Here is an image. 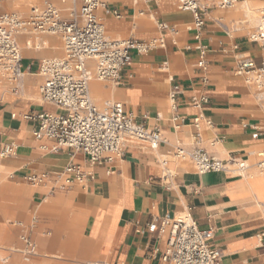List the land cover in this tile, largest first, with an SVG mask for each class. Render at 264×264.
Returning a JSON list of instances; mask_svg holds the SVG:
<instances>
[{"label": "crops", "instance_id": "1", "mask_svg": "<svg viewBox=\"0 0 264 264\" xmlns=\"http://www.w3.org/2000/svg\"><path fill=\"white\" fill-rule=\"evenodd\" d=\"M103 1L121 15L97 12L108 39H163L164 45L147 54L133 51L119 85L90 81L91 99L99 109L121 103L136 123L158 129L164 141L153 149L124 137L122 157L112 165H91L82 153L55 151L56 141L36 138L39 123L26 115L67 114L40 93L46 81L41 64L65 57L64 43L59 35L18 33L23 77L0 83V153L6 145L17 146L15 155H0V264H167L169 233L148 231L166 215H190L200 227L212 228L223 264H264V173L258 167L264 134L253 138L264 128V95L238 74L244 60L256 67L264 63V44L251 39L258 28L249 36L252 29L236 23L234 11L222 12L228 9L219 8V0H202L209 11L197 39L193 14L177 0ZM49 2L69 19L83 0ZM43 6L44 0H2L0 14L26 19L33 7ZM202 46L208 48L204 58ZM87 67L94 72L96 62ZM175 85L176 110L170 97ZM194 97H207L208 103L195 107ZM177 147L220 160L234 157L249 169L242 175L235 167L200 174L190 158L176 156ZM70 165L94 179L67 185ZM34 175H44L42 183L29 182Z\"/></svg>", "mask_w": 264, "mask_h": 264}, {"label": "built area", "instance_id": "2", "mask_svg": "<svg viewBox=\"0 0 264 264\" xmlns=\"http://www.w3.org/2000/svg\"><path fill=\"white\" fill-rule=\"evenodd\" d=\"M0 0V6H1ZM66 0H63L65 2ZM143 1V0H137ZM182 11L191 12L194 16L196 38L200 39L201 31L205 27L209 7L203 5L202 0H177ZM213 2L214 0H207ZM243 0H219L221 9H230ZM100 9H105L118 19L121 15L111 11L103 0H83L81 7H74L70 18L62 17L61 12L49 0H44V6L33 7L28 18L16 14H0V75L11 81H18L23 77L21 70L22 55L16 40V35L27 29L37 33L59 35L63 39L65 57L44 60L40 67V74L45 77V83L40 87L44 101L53 103L67 111L66 115L52 113H37L26 115L30 121H38L34 136L38 139L48 138L56 141L54 148L70 149L74 153H82L91 165H112L116 159L122 157L124 137H130L148 143L157 149L164 141L162 133L156 129L147 130L143 125L136 123L131 115L124 111L121 103H110L104 109H99L93 103L89 83L92 80L121 83L122 71L131 64L133 51L147 54L152 49L164 45V40L150 42L137 39L110 40L106 37V28L102 19L97 15ZM161 30L167 25L160 23ZM255 42L264 44V10L260 13L258 29L251 38ZM201 57L208 53L207 47H199ZM88 61H95V71L87 67ZM238 74L246 78L247 83L255 85L264 93V63L261 67L250 60H244L239 66ZM207 83V79H203ZM180 87L175 85L171 91L172 107L177 109V95ZM192 103L201 107L208 103L207 97H194ZM198 123V119L196 120ZM211 125V122H208ZM264 128L257 129L253 135L259 139ZM17 152L16 145H6L0 155L9 157ZM176 156L182 159L190 158L200 174L212 171L229 170L244 174L249 166L234 157L220 160L209 156L206 152L195 149L187 152L177 147ZM261 161L259 169L264 173V152L259 154ZM167 176V161L163 160ZM66 172L72 177L66 179V184L74 182L86 183L94 179L92 173H86L82 167L70 165ZM45 176L34 175L29 177L32 184L42 183ZM159 230L169 233L168 247L163 258L167 264H223V252L212 242L214 230L202 228L190 215L171 217L166 215L161 224L150 223L148 231ZM29 246V254L34 253V244L24 238Z\"/></svg>", "mask_w": 264, "mask_h": 264}, {"label": "bare ground", "instance_id": "3", "mask_svg": "<svg viewBox=\"0 0 264 264\" xmlns=\"http://www.w3.org/2000/svg\"><path fill=\"white\" fill-rule=\"evenodd\" d=\"M113 1H126V0H113ZM232 8H234L233 11L235 12V14L233 16L236 23L242 24L243 26H246V28L248 29L258 28L260 21V13L261 11L264 10V1L261 2V0H243L242 2H239L236 5H234ZM5 79L6 76L0 75V83L3 82ZM261 153L262 151L258 153V156Z\"/></svg>", "mask_w": 264, "mask_h": 264}, {"label": "rangeland", "instance_id": "4", "mask_svg": "<svg viewBox=\"0 0 264 264\" xmlns=\"http://www.w3.org/2000/svg\"><path fill=\"white\" fill-rule=\"evenodd\" d=\"M262 1H264V0H261V2H262ZM4 6H6V8H8V6H7V1H4ZM237 6H238V5H237ZM260 6H261V5H260ZM8 9H9V8H8ZM233 9H234V8H230V9H228V10H226V11H222V12H225V13H226V12H229V11H233ZM8 11H9V10H8ZM219 11H220V10H219ZM211 17H212V16H211ZM255 31H256V29L249 30L247 34H248L249 36H251ZM9 80H10V79H9ZM102 109H104V108H102Z\"/></svg>", "mask_w": 264, "mask_h": 264}]
</instances>
